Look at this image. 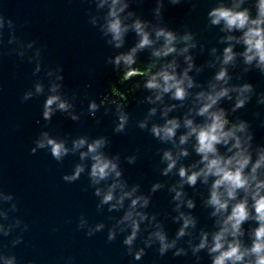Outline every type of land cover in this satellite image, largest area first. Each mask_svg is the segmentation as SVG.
Instances as JSON below:
<instances>
[{"label":"water","instance_id":"95a60500","mask_svg":"<svg viewBox=\"0 0 264 264\" xmlns=\"http://www.w3.org/2000/svg\"><path fill=\"white\" fill-rule=\"evenodd\" d=\"M143 4L145 32L151 41L146 45L148 80L155 79L158 85L149 87L155 264H214L233 243L239 244L243 259L235 262L229 259L225 264H256L257 253L251 249L257 240L256 230L261 226L256 201L264 197V160H261L264 156V64L258 56L251 62L247 60L248 45L244 37L249 28H264V24L251 23L260 18V0H143ZM220 7L236 12L246 10L249 23L244 28L231 29L224 20L214 24L210 13ZM160 29L175 35L171 45H167L165 36L157 35ZM166 46L174 47V51L163 54ZM229 47L233 56L225 62V50ZM222 71L226 72L225 77L217 79ZM165 72L181 82L183 98L176 97V87L164 90L166 84L174 83L164 80L162 73ZM225 89L226 94L212 104L210 97ZM207 104L211 107L201 113ZM217 113H222L221 118L226 121L223 131L234 134L226 138L227 143L222 140L215 144L216 151L208 153L205 160V154L197 150L198 134L200 129L213 123ZM169 121L178 124L175 134L167 138L163 133L157 136L154 127L163 128ZM182 137H186L183 142ZM166 153H171V159L165 158ZM244 157L248 162L242 171L248 183L237 188L234 197L228 195L227 184L214 189L222 173L211 172L205 176L208 163L219 158L221 167L235 170ZM173 161L174 166L169 169ZM182 168L186 170L184 176L180 174ZM193 173H199L194 184L188 181ZM214 190L222 202L227 201L226 208L217 210L210 203ZM241 202H246L248 216L233 235L235 230L228 217ZM222 231V247L212 251L215 237ZM160 234L165 241H161ZM164 243L168 247L162 251Z\"/></svg>","mask_w":264,"mask_h":264},{"label":"clouds","instance_id":"9594fccd","mask_svg":"<svg viewBox=\"0 0 264 264\" xmlns=\"http://www.w3.org/2000/svg\"><path fill=\"white\" fill-rule=\"evenodd\" d=\"M117 0H113V9L111 12V15L115 17V19L111 20L109 25H108V30L114 34V39L119 42H121V37L126 30L125 28L122 27L121 25V20L119 19L117 12L118 10L115 8ZM210 15L214 17L213 23L218 24L221 20H224L226 22V25L229 29L233 27L237 28H244L245 25L249 23V16L247 11H240L236 12L230 8H216L214 9ZM252 24L254 25H261L264 24V0H260V18L251 21ZM135 28L139 33L143 34V39L140 41L138 47H144L145 45H148L151 43L148 34L144 31V27L140 21H137L135 24ZM157 35H163L166 38L167 45H171L172 41L176 39L175 35L170 32V31H165L164 29H160L157 33ZM245 43L248 45V50L246 52V57L249 62H251L252 59H254L256 56L259 57V62L261 64H264V28L261 27H252L249 28L248 31L245 33L244 37ZM135 49L133 50V52ZM174 51V47L166 46L163 49V54H167L169 52ZM226 56H225V62L229 61L232 59L233 53L231 48L229 47L228 49L225 50ZM250 53V54H249ZM161 52L158 51L157 55H160ZM117 63L121 59H124L127 63H132L133 62V57L131 54L124 56V57H117ZM163 78L165 81H174V83H169L166 84L165 86V91H168L172 87H176V97L177 98H183L184 96V89L180 87V81L175 80L174 75H170L168 73H162ZM226 75L225 71H222L221 73L218 74L217 79H223ZM149 87H156L158 86L155 79L150 80L148 83ZM249 86L245 85V88ZM40 90V86H37V91ZM227 92V89L221 91L220 93L217 94V96L210 97L211 103L214 104L216 103V100L219 98V96L225 95ZM30 95V94H29ZM57 100H59L58 96H51L48 98L46 105H45V111L43 113L45 118H50L51 116V106L53 103H55ZM243 101H240V104H242ZM239 106V105H238ZM60 108H66L67 105L65 102L61 101L59 104ZM93 108L96 107L95 104L92 105ZM211 107V104L205 105L201 109V113L207 112L208 109ZM222 113H217L214 114V120L211 125L208 127L202 128L199 131L198 134V140H199V147L198 151L201 153H204V159H208V153H214L216 151L215 144L221 142L222 140L227 143V137L229 135H233L234 133L230 132H224L223 127L224 124L226 123L225 120L222 118ZM123 120L124 117H121ZM189 125H191V121L187 122ZM170 125V126H169ZM178 126L176 121H169L168 125H165L163 128L160 127H154L153 131L157 136H160L161 133H163V136L165 138L171 137L175 134V129ZM121 128L123 125L120 126ZM241 128L243 125L240 126ZM193 132L196 131L195 128L192 129ZM46 135V134H45ZM186 139V137H182V142L183 140ZM86 141L84 139H81L76 142V147L79 148L81 147ZM45 143L51 146V153L52 155L59 160L64 154L68 152V149L64 146L62 142L56 141L54 138H48L47 141L45 140H40L38 143V147L43 148L45 146ZM104 143L103 140H96L94 143L89 144L88 146V153H93V160L95 163L92 166L91 169V176L98 182L100 179H103L109 175L111 171H116L117 165L113 163L111 160H108L103 157L102 154L97 153V149ZM239 145V139L237 140V145ZM33 153L35 152V149H32ZM88 153H83L82 156H86ZM165 158L171 159V153H166ZM261 160H264V156L261 157ZM248 158L244 157L239 163V168L232 170L227 167H221V160L219 158H214L212 159L208 165H207V172L205 173V176H207V173L215 172L217 175H220V179H218L214 185V189L218 188L221 184H227L228 187V195L230 197L235 196V190L237 188L244 187L248 181L247 178L244 177L243 175V168L247 164ZM175 161H173L171 164H169V169L174 166ZM228 163H231V160H229ZM260 161L257 162V166L259 165ZM255 170V169H254ZM83 171V166H78L76 169V172L73 176H66V180H74L76 179L80 172ZM203 171V170H202ZM181 176L186 175V170L181 169L180 171ZM116 175L119 176L120 172L116 171ZM199 173H193L191 176H188V181L192 184L196 182L197 176ZM259 190V186H258ZM99 191V190H98ZM179 195V193H178ZM113 199L112 192L110 191L105 197L104 201H110ZM136 201H133V204H135ZM210 203L215 204L217 206V210L226 208L227 207V201H221L220 195L217 191H213L212 198ZM256 210L258 213L257 219L261 221V226L256 230V237L257 240L254 243L251 251L254 253H257V260L256 264H264V197H260L256 201ZM248 216V211L246 207V202H241L237 204L232 212V215L228 217V221H232V228L235 230L233 232V235H235V232L239 230V226L242 221H244ZM186 224L188 221L185 222ZM227 223V221H226ZM225 229L224 231H226ZM224 231L220 232L217 234L215 237L216 239V244L215 247L212 249V251H217L222 247V237L224 235ZM181 234H183V229H181ZM135 236V232H133L132 236H129L126 243H131L133 237ZM160 239L161 241H165V237L163 234H160ZM203 245H201L202 247ZM168 247L167 243H164L162 251ZM139 255V254H138ZM244 256V253L240 251V246L238 243H233L230 248L227 251H224L221 253L220 256H218L214 264H225V262L229 259L233 260V262L242 260Z\"/></svg>","mask_w":264,"mask_h":264}]
</instances>
